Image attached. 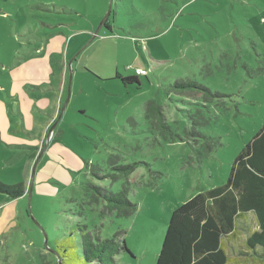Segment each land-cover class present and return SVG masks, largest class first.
<instances>
[{"label":"rangeland","instance_id":"1","mask_svg":"<svg viewBox=\"0 0 264 264\" xmlns=\"http://www.w3.org/2000/svg\"><path fill=\"white\" fill-rule=\"evenodd\" d=\"M109 1L0 0V182H24L27 193H0V264H59L50 250L62 263L90 264L79 238L85 226L125 241L117 264H156L172 213L226 184L264 127V0H113L111 30L96 36ZM138 68L147 74L135 75ZM190 81L216 96L176 87ZM85 182L126 190L136 210L102 216ZM244 235L235 245L248 252Z\"/></svg>","mask_w":264,"mask_h":264},{"label":"trees","instance_id":"2","mask_svg":"<svg viewBox=\"0 0 264 264\" xmlns=\"http://www.w3.org/2000/svg\"><path fill=\"white\" fill-rule=\"evenodd\" d=\"M105 27L111 30L108 22ZM116 78L124 84H139L134 76L122 78L117 73ZM176 87L194 95L216 96L209 88L191 81L176 83ZM159 115L158 124L166 126L164 116ZM112 169L127 176L134 172V166ZM92 176L99 181L105 178L114 182L118 179L117 175L111 174L93 173ZM84 185L91 190L95 203L102 206V216L128 218L136 210V206L127 199L126 190L115 194L101 186L86 182ZM0 193L10 200L21 198L25 194L24 182L15 185L0 182ZM248 215L254 220H249ZM242 221L246 225H242ZM243 228L248 235L246 247L250 253L240 251L235 245L239 234L237 229L243 232ZM81 232L82 254L90 264H117L116 256L127 250L119 234L103 239L95 232L90 233L86 226ZM229 250L237 258H232ZM254 255L264 258V127L241 151L226 184L198 194L172 213L156 264H246L240 256L255 262ZM62 264L67 263L63 261Z\"/></svg>","mask_w":264,"mask_h":264},{"label":"crops","instance_id":"3","mask_svg":"<svg viewBox=\"0 0 264 264\" xmlns=\"http://www.w3.org/2000/svg\"><path fill=\"white\" fill-rule=\"evenodd\" d=\"M139 69V68H138ZM141 69V68H140ZM65 81H64V86H63V89L65 88ZM52 89V91H60L61 89L60 88H51ZM64 100V94L62 93V95L60 96V97H55V99H54V102L53 103H55L56 105H57V109H56V111H57V113H60V108H61V106H62V104H63V101ZM21 116V118H22V128H23V130H24V132L23 133H27L28 131H26V116H25V114L23 113V114H21L20 115ZM55 116H53V118H51V122H47L46 124H44L43 125V128H42V132L39 134V138H40V144H39V142H38V146H36L35 148H33V150H34V152H35V154L33 155V158L35 159V157L37 156V155H39V153H38V149H40L41 148V146H42V134H44V132L46 131V129H50L51 128V126H52V124H53V122H54V120H55ZM2 128H4V129H6V133L8 132V130H7V128L6 127H2ZM1 133H2V130L0 129V141H2L1 139H2V135H1ZM11 133H19L18 131H15V130H11ZM22 133V132H21ZM18 135H20V134H18ZM32 139L33 138H36V136L34 135V136H30ZM13 138H15V139H19V137L18 136H15V137H13ZM55 138H54V135H53V140H54ZM20 140V139H19ZM22 142V141H21ZM38 153V154H37ZM27 194V193H26ZM25 194V195H26ZM10 200V199H9ZM245 230H246V228H244ZM237 232H239V234H240V230H238L237 229ZM238 234V235H239ZM245 234V235H244ZM246 234L247 233H245L244 231H243V239L245 238L246 239V242H247V237H248V235L246 236ZM246 236V237H245ZM245 242V241H244ZM246 246V245H245ZM246 248V247H245ZM248 249V248H247ZM242 250H244V249H242ZM248 253H250V250L248 249ZM254 263V262H253ZM255 264V263H254Z\"/></svg>","mask_w":264,"mask_h":264},{"label":"water","instance_id":"4","mask_svg":"<svg viewBox=\"0 0 264 264\" xmlns=\"http://www.w3.org/2000/svg\"><path fill=\"white\" fill-rule=\"evenodd\" d=\"M112 4H113V0H110V1H109V9H108V12H107L106 16L104 17V19H103V21H102V23H101V26H100L99 29L96 31V33H95L96 36H97V35L100 33V31L105 27V24H106V22L108 21L110 15H111V13H112ZM66 106H67V105H66ZM66 106H65L64 108H62V111H63V112L65 111ZM54 129H55V127H54V126H51V128H50V130H49V134L53 133V130H54ZM44 149H45V148H44ZM44 151H45V150H43V152L41 153V155L44 153ZM41 155L39 156L40 158H41ZM35 170H36V166H35L34 171H33L32 184H31V186H30V188H29V195H30V196H31V194H32V190H33V180H34V177H35V175H36ZM45 247L48 249V241H47V238H45ZM50 251H51L52 253H54V254L58 257V259H59V264H62V260L60 259L61 257H60V255H59V253L56 252V251H52V250H50Z\"/></svg>","mask_w":264,"mask_h":264},{"label":"built area","instance_id":"5","mask_svg":"<svg viewBox=\"0 0 264 264\" xmlns=\"http://www.w3.org/2000/svg\"><path fill=\"white\" fill-rule=\"evenodd\" d=\"M136 74L137 75H146L147 72L144 69H136Z\"/></svg>","mask_w":264,"mask_h":264},{"label":"flooded vegetation","instance_id":"6","mask_svg":"<svg viewBox=\"0 0 264 264\" xmlns=\"http://www.w3.org/2000/svg\"><path fill=\"white\" fill-rule=\"evenodd\" d=\"M107 22H108V21H107ZM107 22H106V23H107Z\"/></svg>","mask_w":264,"mask_h":264}]
</instances>
